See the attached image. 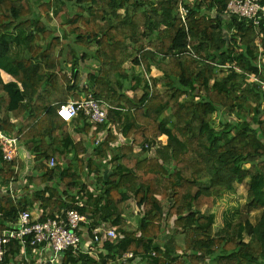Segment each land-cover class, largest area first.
Here are the masks:
<instances>
[{
  "label": "trees",
  "instance_id": "16d2710c",
  "mask_svg": "<svg viewBox=\"0 0 264 264\" xmlns=\"http://www.w3.org/2000/svg\"><path fill=\"white\" fill-rule=\"evenodd\" d=\"M229 1L196 0L183 23L182 0H0V124L36 163L21 198L0 194V233L35 205L40 220L76 209L90 233L109 221L117 235L97 256L68 250L59 264H264V92L250 81H264V24L225 16ZM84 79L111 107L104 124L80 114L95 129L75 143L57 109ZM12 114L26 116L21 127ZM49 119L57 127L42 134ZM72 152L78 165L49 166ZM24 170L0 149V189ZM226 193L237 206L216 227ZM129 200L137 227L124 217ZM20 248L12 241L0 264H20Z\"/></svg>",
  "mask_w": 264,
  "mask_h": 264
},
{
  "label": "built area",
  "instance_id": "2783aa9c",
  "mask_svg": "<svg viewBox=\"0 0 264 264\" xmlns=\"http://www.w3.org/2000/svg\"><path fill=\"white\" fill-rule=\"evenodd\" d=\"M195 1L182 0L179 14L183 23H186L190 12L188 6H192ZM213 11L215 12L216 9ZM223 13L227 17L236 16L260 26L264 24V0H230ZM250 81L258 82L264 92V81H261L258 76L251 75ZM106 107L111 106L103 99L97 98L92 92H86L80 100L61 103L57 113L66 122H72L80 114H84L88 122L104 124L108 118ZM99 140L100 138L96 143ZM0 149L4 160L14 161L23 156L20 136L17 133L7 132L1 124ZM57 164V158H52L49 162L52 168ZM2 217L3 213L0 211V220ZM40 218H34L33 212L26 211L13 228L0 233V263L7 252V245L12 241H19L21 245L18 257L20 264H59L65 251L73 250L74 253L82 251L93 255L92 250L98 242L103 238L113 239L117 235L114 228L100 227L94 229L92 233L84 231L83 225L87 222V217L76 209H70L65 214H55L45 220H40ZM85 232L87 236H84ZM133 257V252H126L121 260L126 262ZM32 258L36 260L32 261Z\"/></svg>",
  "mask_w": 264,
  "mask_h": 264
},
{
  "label": "crops",
  "instance_id": "0c3cea01",
  "mask_svg": "<svg viewBox=\"0 0 264 264\" xmlns=\"http://www.w3.org/2000/svg\"><path fill=\"white\" fill-rule=\"evenodd\" d=\"M86 64H88V63L85 62V64H83V67L86 68L88 66V65L86 66ZM83 67H82V69H83ZM2 74H3V76H6V74L4 72H2ZM154 75L158 76L159 73L158 72H154ZM86 80L87 79H84L82 81V83H81V88L82 89L80 88L79 91L76 90V93L74 91V94H72V97L70 98V100H76V95H78L79 99L84 97V95L86 93L84 91L85 90L84 88H85V85H86ZM53 96L54 95H52L51 98H53ZM57 102H58V100L52 102L51 104L55 105V104H57ZM43 106L44 105H42L41 107H43ZM80 116L76 117L72 122H67V124H66L68 126V128H69V132H70L72 138L74 139L75 143H78L82 139L85 140V141H89L92 138V132L95 129V128L90 129V134H89L85 130V127H86L85 121L83 122V119ZM12 121H15V122L17 121L18 124H19L18 127H21L22 124L26 121V116H22L19 120H17V118H15V116L12 114ZM51 122L52 121H50V119H49L48 122H47V127H46L47 129H46L45 133L43 131H41L42 134H46L48 129H52V128L57 127L56 124L52 126ZM59 123L60 122L58 121L57 124H59ZM56 132H57L58 135L61 134L60 130H57ZM104 136H105V133L101 132V133L98 134L97 139H99V138L102 139ZM120 141H122V139ZM21 147H22V150H23V156L18 158V159H21L22 161H24L25 170L23 171L19 181L12 182V183H10L7 186H3L0 189V194H4L5 195V194L10 193V195H12L13 197L21 198L24 195V193H25L24 189H25V187L28 184L31 187H33V185L30 183V181L28 179V176H29V174L32 171L35 172L34 166H35L36 163H35V160H34V154L30 151L29 147L27 145H25V143L23 141L21 142ZM80 157H82V155ZM88 157H90V152H87V154L85 156V159H87ZM76 160H77V157L73 154V152L70 153L69 156H67V157L66 156L57 157L58 163L59 164L64 163L65 165H69V164H75V165L77 164L78 165L79 162L76 161ZM87 171L88 170H85V172H87ZM83 180H84V182L86 184H88V187L91 189V191H96L95 187L91 184L93 182V180H94V175L88 176L87 173H86ZM243 189H244V191H242V190L240 191V194L243 195L242 197L246 196V194H247V190L245 188H243ZM229 196L233 197V196H236V195H233V194L229 193ZM134 206H135V203L132 200H129L128 201V209H127L126 213L124 214V217L127 220V222H126L127 223V227H130V228H131V226L137 227V224H138V212H139V209L136 210V211L133 210ZM236 206H237V203H236ZM230 207H227L226 210L232 209ZM31 212H33L34 218H39V217L42 216V212L37 209L36 205H35L34 209L31 210ZM219 217H220V213H219V210H218V212H217V225L219 224V222H218L219 221ZM83 226H84L83 230L87 232L89 230V228H88V218H87V222ZM100 227L101 228H114L113 226H111L109 221H104L102 226H100ZM167 230H168V228H167ZM86 232H85L84 236H87ZM163 239L164 240H168V231L165 232ZM178 243L182 244V243L179 242V237H178Z\"/></svg>",
  "mask_w": 264,
  "mask_h": 264
},
{
  "label": "rangeland",
  "instance_id": "374dc122",
  "mask_svg": "<svg viewBox=\"0 0 264 264\" xmlns=\"http://www.w3.org/2000/svg\"><path fill=\"white\" fill-rule=\"evenodd\" d=\"M153 1H157V0H153ZM68 7H69V11L70 12L75 11L76 8H77L75 5L74 6L71 5V6H68ZM54 25L58 26V21H55L54 22ZM59 31H61V29H59ZM87 63L88 64H86V66L88 65L87 67H89V70H91V71L96 70V67H97L96 65H98L97 63L92 62L90 59L87 60ZM129 65L134 67V73H135V75H138L140 77H145L146 76V74L142 70V67L140 65H138L137 63L132 62V64H131V62H130ZM87 81H88V79H87ZM128 92H129L130 95L133 94L131 91H128ZM217 123H219V122H217ZM161 139L164 142H166V140H167L166 136H162ZM243 188H244L243 186H241L239 188V194H240V191L241 190L244 191ZM237 198H238L237 196H233V197L229 196V193H226V194H224L222 196L221 207L218 209L219 210V213H220V217H219V221H218L219 224L216 225V227H221L223 225V215H224V211L226 210L227 207H230V206H231L230 208L235 207L236 206V201H234V200L237 199ZM133 210H134V208H133ZM173 220H175V218H173ZM171 223L173 224V221L172 220H171ZM167 226H168V228L172 227V226H169V224ZM166 231H169V229L167 230V228H166ZM178 237H179V242L182 243L181 245H184V240H185L184 237L185 236L183 234H179L177 236V243H178ZM92 251H93V255L97 256V254L100 252L99 245H95ZM111 264H118V263L114 262V263H111Z\"/></svg>",
  "mask_w": 264,
  "mask_h": 264
},
{
  "label": "water",
  "instance_id": "95a60500",
  "mask_svg": "<svg viewBox=\"0 0 264 264\" xmlns=\"http://www.w3.org/2000/svg\"><path fill=\"white\" fill-rule=\"evenodd\" d=\"M225 33H226L227 38H229V33H228L227 31H226ZM106 174H107V173H106Z\"/></svg>",
  "mask_w": 264,
  "mask_h": 264
}]
</instances>
